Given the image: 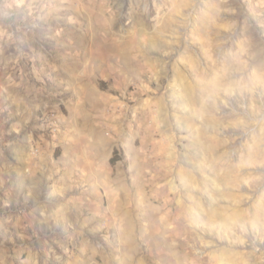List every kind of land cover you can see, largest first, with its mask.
<instances>
[{
  "label": "rangeland",
  "instance_id": "1",
  "mask_svg": "<svg viewBox=\"0 0 264 264\" xmlns=\"http://www.w3.org/2000/svg\"><path fill=\"white\" fill-rule=\"evenodd\" d=\"M0 264H264V0H0Z\"/></svg>",
  "mask_w": 264,
  "mask_h": 264
}]
</instances>
